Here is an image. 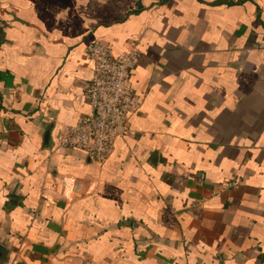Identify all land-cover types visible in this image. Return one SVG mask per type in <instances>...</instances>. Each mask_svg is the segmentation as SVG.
Returning <instances> with one entry per match:
<instances>
[{"label":"crops","instance_id":"0c3cea01","mask_svg":"<svg viewBox=\"0 0 264 264\" xmlns=\"http://www.w3.org/2000/svg\"><path fill=\"white\" fill-rule=\"evenodd\" d=\"M92 40L139 54L101 163ZM0 264H264V0H0Z\"/></svg>","mask_w":264,"mask_h":264},{"label":"built area","instance_id":"2783aa9c","mask_svg":"<svg viewBox=\"0 0 264 264\" xmlns=\"http://www.w3.org/2000/svg\"><path fill=\"white\" fill-rule=\"evenodd\" d=\"M86 48L93 61L92 76L85 89L91 112L65 125L55 147L83 150L101 163L113 152L115 140L129 133L128 116L139 107L130 82V73L139 62V54L136 46L115 53L100 40H92ZM61 183L66 186V178ZM226 185L234 188L237 183ZM79 188L80 184L73 182L71 189L77 191Z\"/></svg>","mask_w":264,"mask_h":264},{"label":"water","instance_id":"95a60500","mask_svg":"<svg viewBox=\"0 0 264 264\" xmlns=\"http://www.w3.org/2000/svg\"><path fill=\"white\" fill-rule=\"evenodd\" d=\"M46 139H47V134H46ZM155 157H156V155H155V153H153V155H152V160L153 161L155 160Z\"/></svg>","mask_w":264,"mask_h":264}]
</instances>
